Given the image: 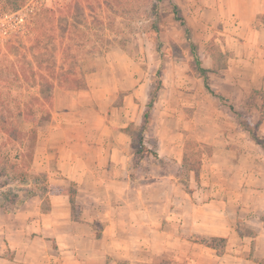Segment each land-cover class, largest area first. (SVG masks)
<instances>
[{"label":"rangeland","instance_id":"rangeland-1","mask_svg":"<svg viewBox=\"0 0 264 264\" xmlns=\"http://www.w3.org/2000/svg\"><path fill=\"white\" fill-rule=\"evenodd\" d=\"M215 3L0 0V149L13 156L20 146L2 145L8 128H33L37 144L31 174L47 182L48 175L57 172L60 154L63 160L79 157L100 131L104 138L120 131L129 137L132 152L139 138L146 148L131 158L136 183L177 170L174 159L161 163L156 158L160 145L166 150L177 141L184 144V168L178 170L199 169L202 155H208L221 136L213 129L228 133L224 121L236 117L229 106L239 114L236 121L242 130L246 123L255 124L252 115L264 111L257 93L245 98L242 110L229 101L223 84L226 18L224 11L217 13ZM16 5L19 9L12 11ZM174 5L184 26L173 14ZM190 43L201 67L208 70L209 85L224 102L204 89ZM155 88L150 123L140 134ZM30 111L25 121L23 113ZM214 114L219 116L215 122ZM248 138L252 139L249 134ZM42 165L49 174L38 172ZM212 241L217 249L224 245Z\"/></svg>","mask_w":264,"mask_h":264},{"label":"crops","instance_id":"crops-1","mask_svg":"<svg viewBox=\"0 0 264 264\" xmlns=\"http://www.w3.org/2000/svg\"><path fill=\"white\" fill-rule=\"evenodd\" d=\"M215 4L226 18L229 101L242 110L257 93L262 105L264 0ZM228 118V133L213 129L221 136L199 169L178 170L182 142L160 145L157 157L174 159L177 170L150 181L136 183L131 141L120 131L107 138L100 131L79 157L60 154L49 193L15 213L0 209V264H264V149ZM251 121L264 136V111ZM213 239L222 248L208 245Z\"/></svg>","mask_w":264,"mask_h":264},{"label":"trees","instance_id":"trees-1","mask_svg":"<svg viewBox=\"0 0 264 264\" xmlns=\"http://www.w3.org/2000/svg\"><path fill=\"white\" fill-rule=\"evenodd\" d=\"M22 4V3H21ZM20 5H16L11 8L12 11L18 10ZM173 14L177 21L181 25L184 24V20L180 18L178 13V8L173 6ZM185 34L188 41H190L189 35L190 30L185 27ZM190 49L196 63L197 72L202 78V83L204 89L210 94V96L217 98L219 101L224 102V98L218 95L209 85L207 72L208 70L201 67L196 47L193 43H190ZM48 83V82H45ZM158 88H155L151 98L149 99L146 109L143 113V125L140 131V134L146 130V126L150 123V114L152 110L153 103L156 99V93ZM231 112H233L236 117H239V114L236 113L231 106H229ZM30 112L23 113V118L25 121H29ZM239 121V120H238ZM241 127V122L239 121ZM249 136L254 140L258 145L264 149V136L258 133L257 124H244ZM9 129V128H8ZM5 130L7 135L2 145L4 147L8 145L18 144L19 148L15 151L13 156L10 155V152H3L0 149V209L6 213H15L21 207L24 206L31 198L35 196H45L49 193L50 187L46 181L41 176H36L31 174V167L34 160V153L37 144V133L31 128L27 132L11 128L10 130ZM133 155H139L146 148L142 144V138H139V142L135 146L132 143ZM156 156V155H154ZM158 162L163 163V160L159 159L156 156ZM70 199L73 203V196H70ZM261 221L264 223V215L260 217ZM208 245L216 247L217 245L211 241Z\"/></svg>","mask_w":264,"mask_h":264}]
</instances>
